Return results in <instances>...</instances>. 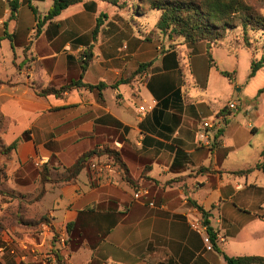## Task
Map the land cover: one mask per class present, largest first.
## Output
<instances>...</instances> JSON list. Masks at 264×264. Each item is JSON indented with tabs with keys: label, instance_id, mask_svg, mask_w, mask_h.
Returning a JSON list of instances; mask_svg holds the SVG:
<instances>
[{
	"label": "crops",
	"instance_id": "1",
	"mask_svg": "<svg viewBox=\"0 0 264 264\" xmlns=\"http://www.w3.org/2000/svg\"><path fill=\"white\" fill-rule=\"evenodd\" d=\"M12 1L0 0V140L5 146L21 140L0 154V191L14 194L13 208L0 207V264H43L55 235L70 223L76 248L67 264H226L210 242L203 212L221 252L264 256V171L257 168H264V84L247 102L234 100L237 49L244 44L228 34L210 67L205 43L192 48L159 32L150 38V30L129 23L116 7L98 17L104 2L85 15L84 0L38 29L29 3L42 19L53 0H16L18 9ZM84 16L93 17L87 31ZM98 19L109 29L94 36ZM234 40L236 50L215 56ZM182 50L191 54L188 63ZM87 54L93 58L82 73ZM221 72L233 73L234 81ZM81 75L86 84L106 87L37 94ZM206 121L212 127L204 128ZM201 132L207 142L197 140ZM97 146L120 151L137 190L95 160L94 178L86 170L74 184L47 185L41 201L20 208L23 197L34 196L43 165L69 167ZM139 191L147 192L140 200ZM45 199L41 212L35 206ZM9 210L29 221L46 216L51 230L22 225ZM189 214L204 231L190 227Z\"/></svg>",
	"mask_w": 264,
	"mask_h": 264
},
{
	"label": "trees",
	"instance_id": "2",
	"mask_svg": "<svg viewBox=\"0 0 264 264\" xmlns=\"http://www.w3.org/2000/svg\"><path fill=\"white\" fill-rule=\"evenodd\" d=\"M84 0H53V4L48 13L43 19L38 17V11L30 3V9L33 11L37 18L38 29L47 22L53 21L64 10L69 7L80 4ZM106 2L118 9L123 8V5H127L130 1V9L138 14L139 12L150 11L158 14V20L153 30L159 32L163 37L172 40L174 37L181 38L185 44L189 47H194L197 44H206V56L208 58L209 66L215 67V61L213 59L214 48L220 46L227 38L229 31H235L241 29L243 34L248 32H260L264 36V17L256 13L244 0H99ZM21 3L14 0L11 2L13 9H18ZM92 7H95V3L92 2ZM102 19H98L93 31V35L98 34L103 22ZM153 36V35H151ZM246 45V46H245ZM251 43L245 38L244 46L251 50ZM252 51V50H251ZM167 53V52H166ZM93 58L92 54H87L86 59L82 62V73H84ZM152 65V62L141 64L136 72H134L129 79L124 80L123 83L129 82L130 79H134L141 75V73ZM264 67V56L259 60L253 59L251 62V70L249 78H253L256 73ZM231 83L234 81L233 73L221 72ZM116 86V85H115ZM105 84L97 86L84 83L83 76L75 81H71L69 84L61 87L60 89L45 88L37 90L39 96L54 95L61 97L65 92L72 89H89L97 90L99 93ZM225 112V109H224ZM26 138V137H25ZM21 140V139H20ZM20 140L15 141L10 146H5L0 140V154L7 155L14 151ZM103 160L105 165H110L117 171L123 174L124 179L133 187L134 184L129 177V171L126 167L120 151L117 148L109 146H97L77 158V160L69 167L66 168H54L51 165H43L38 170V184L39 189L32 200V203H36L42 200L47 193V185H68L77 182L80 174L83 171H88L89 176L94 178L97 171L94 167V161ZM257 168H264L261 165H257ZM251 170L240 171L234 173L236 175H246ZM137 190V187H133ZM5 195V192L0 191ZM14 196V194H10ZM21 208V207H20ZM21 210V209H20ZM18 210V211H20ZM11 217H16L18 223L31 227H38L41 223H51L46 216H41L38 219L31 221L25 219L21 212L14 214L12 210H9ZM206 231L209 234L210 242L215 250H217L224 258L226 264H264V256H236L229 257L225 253L221 252L217 244V236L215 231L210 227L207 220V214L203 212ZM74 224H67L65 230L69 235V241L63 250H53L52 255L55 257V264H67L65 256L70 255L76 248L74 246ZM56 239V236L54 237ZM52 261L48 260L50 264Z\"/></svg>",
	"mask_w": 264,
	"mask_h": 264
},
{
	"label": "rangeland",
	"instance_id": "3",
	"mask_svg": "<svg viewBox=\"0 0 264 264\" xmlns=\"http://www.w3.org/2000/svg\"><path fill=\"white\" fill-rule=\"evenodd\" d=\"M248 6H250L256 13L261 14L264 17V0H244ZM92 2L95 3V7H92ZM97 2H102L99 0H88L85 2V10H84V14H88L90 11L92 12H97L99 10V8L97 9ZM83 3V2H82ZM105 3V8H102L98 11V17L102 16L103 12L107 14L106 11H109L111 13L114 6ZM131 2L128 1L127 5H123V8L119 9L120 12H122L124 14V16L127 18V21L131 24H133L134 26H136L139 29H148L150 30L151 34H150V38H153V30L155 29V25L157 23L158 20V14L156 15V13L154 12H150V11H145V12H139L138 14L134 13L129 7H130ZM91 6L92 8L88 9ZM45 8L44 5L41 6V9ZM79 9H81V6H78L76 8H74L73 10H70L72 13H75L76 11H78ZM105 10V11H104ZM69 12V13H71ZM100 12V13H99ZM82 17V16H81ZM81 28L83 30H89L92 27V18H88V16H84L83 18H81ZM87 17V18H86ZM97 17V18H98ZM43 19V18H42ZM102 30H107L109 29L108 26H105V20L102 21ZM35 29H37V27H35ZM157 32V31H155ZM162 36V35H161ZM229 36L233 37L234 39H239L243 44L245 43V38H247L248 42L251 43V50L252 52H250V49L246 48L244 45V47L242 48H238L237 52H239V70H238V81L239 84L238 88L242 89L241 92H238V88H235L233 90V98L234 100H236L238 103H245L248 101V97L252 98L257 94V91L262 88L263 84H264V69H262L260 71V73L258 74V76H256V78L253 79H249L248 76L250 74V63H251V58L255 56V60L259 61L263 56H264V36H262L260 34V32H248L246 35L243 34V31L239 28L235 31H229ZM199 45L201 44H197L194 47H199ZM233 47V49L237 48L236 42L235 40L233 42H229L227 41L223 47L217 52V54H215L216 57H218L219 55H225L226 50L229 48L231 49ZM236 50V49H235ZM183 51V57L184 59L182 60L183 63H188V60L191 57L190 53H187V51ZM254 55V56H253ZM213 59H215V57H213ZM187 77V76H186ZM35 167V166H34ZM36 168V167H35ZM81 177L83 178V174L81 175ZM39 189V184L37 183V189L35 190L34 196H32L30 198V196L28 197H23V199H21L20 201V207L22 208L23 206H29L35 203H32V200L34 199V197L36 196L37 192ZM0 207H2L3 205H7V207H14L13 204H11V202L13 201V196L10 194H1L0 192ZM35 207L39 208V210L41 212H45V210L47 209V199L43 200L42 202H40L39 204H37Z\"/></svg>",
	"mask_w": 264,
	"mask_h": 264
},
{
	"label": "built area",
	"instance_id": "4",
	"mask_svg": "<svg viewBox=\"0 0 264 264\" xmlns=\"http://www.w3.org/2000/svg\"><path fill=\"white\" fill-rule=\"evenodd\" d=\"M229 109H233L235 108V104L233 102H230L228 104ZM142 114V113H141ZM143 115V114H142ZM203 127L204 128H210L211 123L209 121H206L205 123H203ZM197 140L199 142H207V136L204 132H201L199 134H197ZM35 166H40L39 163H35ZM107 167V169L109 170L110 173L112 174H116V170L111 167L110 165H105ZM147 194L146 191H139L135 194V199L140 200L143 196H145ZM152 205V204H151ZM189 220H190V227L195 230L197 233H201L202 231L205 230V228L201 225L200 221L192 214L188 215ZM39 227L41 229H45L47 231H50V227H51V223H41L39 225ZM204 228V229H203ZM56 236V235H55ZM69 241V235L67 234L66 230L64 232H62L61 234H59L58 236H56V239H54V247L51 249V253L47 255V257H45L44 259V263L43 264H49L48 260H51L52 262L50 264H55V257L52 255V251L53 250H63L67 243ZM68 255L65 256V259L67 260Z\"/></svg>",
	"mask_w": 264,
	"mask_h": 264
}]
</instances>
